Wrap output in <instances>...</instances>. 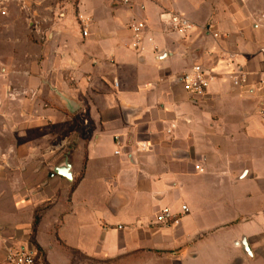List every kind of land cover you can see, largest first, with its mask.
Returning <instances> with one entry per match:
<instances>
[{"label":"crops","instance_id":"0c3cea01","mask_svg":"<svg viewBox=\"0 0 264 264\" xmlns=\"http://www.w3.org/2000/svg\"><path fill=\"white\" fill-rule=\"evenodd\" d=\"M21 1L29 31H10V59L0 61V264H7L6 248L14 233L10 209H22L34 219L38 210L50 206L49 213L61 201L66 208L52 229L66 247L93 255L97 246L99 254L111 255L120 251L115 239L122 240L124 249L134 238L136 244L148 242L155 248L183 243L192 264L207 232L190 214L172 227H159L154 220L162 209L154 206L181 197L191 182L211 177L214 159L220 160L213 139L220 135L221 121L245 114L221 110V103L247 92L264 95L259 87L264 29L257 22L262 14L264 28V0H134L131 6L118 0ZM35 6L54 14L42 19ZM165 13L185 16L196 32L187 38L171 33L161 19ZM80 17L89 22L87 38ZM139 21L146 22L147 31L134 48L130 26ZM30 32L38 43L30 41ZM27 41L30 48L24 46ZM194 65L212 77L208 96L199 103L191 101L180 82L173 84ZM237 70L248 75L239 88L232 84ZM58 94L75 101L78 111L70 113ZM248 123L254 130L255 121ZM64 164L71 166L72 182L59 175L49 178ZM195 164L207 167L210 176L196 173ZM125 197L139 216L129 224L134 232L118 225L116 234L112 221L126 213ZM184 204L189 208L182 200ZM165 208L181 210L173 203ZM92 213L99 214L103 242L92 251L69 246L60 237L66 220L71 217L83 226L82 215ZM251 217L246 223L253 225ZM261 228L229 237V243L247 237L249 247L253 237L258 246L250 247L251 257L241 249L242 255L235 253L228 264L255 261L263 244Z\"/></svg>","mask_w":264,"mask_h":264},{"label":"rangeland","instance_id":"374dc122","mask_svg":"<svg viewBox=\"0 0 264 264\" xmlns=\"http://www.w3.org/2000/svg\"><path fill=\"white\" fill-rule=\"evenodd\" d=\"M40 9L42 12L39 13L43 16L42 19L54 14L51 9L44 10L43 7L35 6L36 12ZM7 11V17L0 16V61L10 59V31L15 35L29 31L26 22L29 15H27V10L21 0H17L11 5L8 4ZM262 16L260 14L261 20L263 19ZM13 19H15L16 22L14 21V23L16 24L10 30V22ZM259 19H257V22L260 23L263 30V23ZM30 35V41L38 43V41L35 42L32 32H30ZM24 46L30 48L28 41L27 45L24 44ZM261 58L264 64V58L262 56ZM259 87L264 86L259 85ZM220 107L224 111L236 110L245 114L243 113V118L224 119L225 123L221 121L220 135L213 139L218 144L217 155L220 154V160L219 156L214 159L212 163L214 169L210 167L212 170L210 172L212 173L211 177L200 178V183L194 184L191 182L192 184L183 189L181 197L172 196L160 205L154 206L160 207L161 210L173 203L179 209L182 200L189 203L186 215H192L197 226L207 232L202 238L203 243L197 247L200 251L199 257L192 264H228V260L231 261L235 257V253L242 255L240 254L242 247L237 246L235 243H229V237L241 231H253L260 227H263L261 229L264 235V221L261 220L264 217V95L260 92L258 94L257 92H247L238 100L233 97L224 100ZM252 119L255 121L254 130L250 129L248 123ZM231 123L238 124L239 128L237 130L232 129L236 126ZM228 156L231 159L230 161L227 159ZM194 167L195 172L198 174L208 175L209 173H207L208 168H204L200 164H195ZM197 167L202 168L203 172L199 171ZM57 200L60 201L59 198ZM122 200L128 208L122 217L114 218L112 226H114L113 229L116 234H119L118 225H122L123 231L129 234L135 231V229L129 227V224L139 214L135 210V204L131 206L132 200L130 198L125 197ZM143 200L146 199L143 198ZM147 201L151 204L149 199ZM64 203L65 201H61L49 213L50 206L37 211L38 213H36L34 219L35 217L39 219L45 217L41 227L40 225L34 226V219L31 214L25 213L22 209L17 211H11L10 209V230L14 231L10 238V247L34 249L37 255L36 264L189 263L188 259L185 258L188 245L183 243L173 246L164 244L160 248H155L156 246L148 242L136 244L134 243L136 238H134L131 239L133 240L131 246L124 249L122 240L115 239V243L118 244V246H115H120V251L111 255L99 254L100 249L97 246L95 250H98V252L93 255L76 252L70 247L62 246L54 238L52 228L56 224L59 212L64 211L66 208ZM184 205L187 206V204ZM142 213L145 214L146 211L143 210ZM149 214L153 215V212ZM253 214L255 224L250 225L251 223L246 222L253 219L251 217ZM82 216L85 223L83 226L80 225V221L72 220L71 217L67 219L60 237L71 247L92 251L98 242H103V240L101 241L102 228L99 225V214L92 213ZM157 226L169 228L173 225L157 224ZM149 227L152 228L153 226L149 225ZM215 227L217 228L214 229ZM233 227L234 230H230ZM248 227L252 228L248 229ZM212 233L217 235H212ZM254 239L256 238L250 237L251 248L258 246L253 243L252 240ZM236 240V242H239L240 239ZM260 243L263 244L260 249L258 248L255 261H245V264H264V237ZM242 253L245 254V252Z\"/></svg>","mask_w":264,"mask_h":264},{"label":"built area","instance_id":"2783aa9c","mask_svg":"<svg viewBox=\"0 0 264 264\" xmlns=\"http://www.w3.org/2000/svg\"><path fill=\"white\" fill-rule=\"evenodd\" d=\"M17 0H0V16L7 17V5L16 2ZM134 0H118L119 5L131 6ZM143 9V7H141ZM161 19L166 24L168 30L182 38H187L196 32V25L185 16L179 13H165L161 15ZM80 24L82 26V35L84 38L89 36V22L84 21L80 17ZM134 38L136 40L134 48H139L141 42V36L147 31V24L145 21L135 22L130 26ZM218 38V35L214 36ZM151 41V40H150ZM260 55L264 58V45L259 49ZM247 74L242 70H237L232 75V84L234 87L239 88L247 84ZM184 91L189 95L191 101L199 103L203 101L209 93L212 77L201 66L194 65L190 72L185 73L180 79ZM260 85L264 86V78L260 80ZM255 88H252L253 90ZM115 144L117 147L121 146L119 137L115 138ZM119 154V152H116ZM199 171L203 172V169L197 167ZM188 212V207L183 205L179 213H174L168 208L162 209L155 217L156 224L163 225H175L177 224ZM37 255L33 249L26 248H6L5 261L7 264H36Z\"/></svg>","mask_w":264,"mask_h":264},{"label":"water","instance_id":"95a60500","mask_svg":"<svg viewBox=\"0 0 264 264\" xmlns=\"http://www.w3.org/2000/svg\"><path fill=\"white\" fill-rule=\"evenodd\" d=\"M180 82V80H175L173 81V84L175 83H178ZM255 89L251 90V92H254ZM61 99L63 100V103H64V106L65 108L70 112V113H75L76 111H78L79 109V105L71 100V99H68L67 97H65L64 95H61V94H58ZM54 175H59L63 178H65L66 180H68L69 182H72L73 181V174H72V169H71V166L69 164H64L63 166L57 168V169H54L53 172L49 175V178H52ZM47 185V182H45L42 187L46 186ZM237 246H240L242 247L243 251L246 253V255L248 257H251L252 256V252L250 250V247H249V244L247 242V239L246 238H242L241 241L239 242H236L235 243Z\"/></svg>","mask_w":264,"mask_h":264},{"label":"trees","instance_id":"16d2710c","mask_svg":"<svg viewBox=\"0 0 264 264\" xmlns=\"http://www.w3.org/2000/svg\"><path fill=\"white\" fill-rule=\"evenodd\" d=\"M77 181L74 183V185H73V188H72V191L76 188V186H77ZM38 221H39V218H37L36 217V220H35V224H34V226H37V224H38ZM58 240V242L62 245V246H65L59 239H57ZM74 251V250H73ZM76 252H78V251H76Z\"/></svg>","mask_w":264,"mask_h":264}]
</instances>
